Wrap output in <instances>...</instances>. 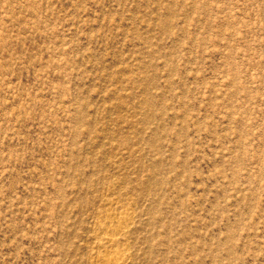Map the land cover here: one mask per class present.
<instances>
[{
	"label": "rangeland",
	"instance_id": "374dc122",
	"mask_svg": "<svg viewBox=\"0 0 264 264\" xmlns=\"http://www.w3.org/2000/svg\"><path fill=\"white\" fill-rule=\"evenodd\" d=\"M116 252L264 264V0H0V264Z\"/></svg>",
	"mask_w": 264,
	"mask_h": 264
},
{
	"label": "bare ground",
	"instance_id": "6f19581e",
	"mask_svg": "<svg viewBox=\"0 0 264 264\" xmlns=\"http://www.w3.org/2000/svg\"><path fill=\"white\" fill-rule=\"evenodd\" d=\"M106 241H111V236H105ZM124 259V254L122 252H116L112 257L108 256H101V261L103 264H118L120 261Z\"/></svg>",
	"mask_w": 264,
	"mask_h": 264
}]
</instances>
